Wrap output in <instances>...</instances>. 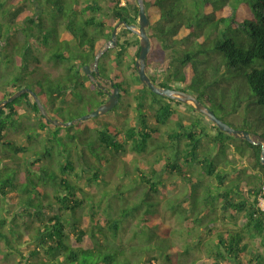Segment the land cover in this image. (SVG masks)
Returning <instances> with one entry per match:
<instances>
[{"label": "trees", "instance_id": "obj_1", "mask_svg": "<svg viewBox=\"0 0 264 264\" xmlns=\"http://www.w3.org/2000/svg\"><path fill=\"white\" fill-rule=\"evenodd\" d=\"M143 1L152 42L147 72L155 84L195 94L218 118L264 145V0ZM30 2L32 10H12L0 0V45L4 46L0 63L8 68H0V103L34 77L44 84L35 92L53 119H60L53 110H62L77 97L103 105L106 95L88 80L83 68L95 63L119 23L138 25L137 0ZM60 25L66 27L65 39L59 36ZM157 44L166 54L161 64L151 58ZM44 53L63 69L59 77L43 75ZM139 55V38L122 29L116 46L99 60L101 77L113 81L123 99L137 92V113L127 121L129 126L103 122L86 139L74 138L43 117L29 94L0 112V243L8 249L4 253L0 248V261L19 254L28 262L39 258L37 264H164L163 259L165 264H181L175 260L179 253L186 256L191 250L171 245L168 230L159 237L149 229L152 207L145 205L153 206L149 193H160L164 182L154 178L161 174L162 179L180 178L188 186L179 202L188 212L180 216L185 225L210 226V234L218 240L207 244L211 258L200 264H264V210L259 206L264 187L262 146L234 139L191 106L152 93L140 81ZM182 107L193 116L179 118ZM150 120L156 124L152 126ZM171 120L176 127L162 133L160 127H168ZM10 132L24 135L26 144L9 139ZM71 144L89 171L81 172L93 174L88 177L91 183L100 180L104 167L117 161L129 144L141 154L152 145L157 152L152 165L148 161L136 165L143 200L119 216L102 210L90 196L89 205L87 194L71 179L74 174L81 179L75 161L63 156ZM230 152L248 165L235 167L228 160ZM230 165L232 172L226 169ZM88 208L90 214L84 217ZM169 208L179 214L175 207ZM130 217L140 221L136 245L117 242L122 224ZM226 220L233 226L222 231L218 224ZM26 233L37 243L28 258L15 245Z\"/></svg>", "mask_w": 264, "mask_h": 264}, {"label": "rangeland", "instance_id": "obj_2", "mask_svg": "<svg viewBox=\"0 0 264 264\" xmlns=\"http://www.w3.org/2000/svg\"><path fill=\"white\" fill-rule=\"evenodd\" d=\"M54 1L56 2L57 0ZM5 5L6 8L8 7L12 10L20 7H25L31 10L33 9V7H31L32 3L30 2V0H5ZM123 5H125V2H123ZM52 10H50V15L52 16L56 15ZM59 33L61 39L67 38L68 33L64 25L59 26ZM0 47H1L0 54H2L4 46L0 45ZM137 51H138V46L134 48V53H137ZM45 54L46 57H44L42 61L43 71L53 76L58 75L59 71L54 70L52 63L48 61L50 59V54L44 53V55ZM151 58L157 64H161L162 60L166 58V54L162 51L160 45L158 44L155 45L154 53L152 54ZM102 63L103 60L101 61V64ZM0 68H2V71H7L8 69L5 66H3L2 63H0ZM40 84H42V86L44 85L43 83L38 82L37 79H34L33 77L25 82L23 89H30L35 92V89L39 87ZM136 86L137 84H135V87ZM136 95L137 92H135L131 97H128V99H124L123 107L119 108L116 112L111 111L104 116L93 118L90 120H81V119L91 114L93 111L97 110L99 107L98 103L93 100H85V99L84 101H81L82 99L80 100L79 97L75 98V95L73 96L75 99L69 105L64 106L63 108H61L62 110L58 112H56V110H53L52 113L53 116L57 115L58 117H60L59 119L60 121L64 120L62 121L64 123H71V122L75 123L73 126H69L68 128H62L58 126L59 128L65 131L68 130L70 135H72L74 138L80 137L82 139H86V137L89 136L90 134L89 132L92 131L93 133L96 132L97 125L99 124L101 125V123L103 122L111 123L119 127L129 126V124L126 125L127 121H129L132 117L136 116L137 113L136 111L137 99L135 97ZM130 105L133 106V108H131L129 111H125L127 106ZM179 113H180L179 118H185L184 120H187L188 118L193 116V112L186 107L179 108ZM35 115L38 117L37 114H33V117H36ZM150 122L152 126L156 124L151 120ZM175 127H176V122L172 121L168 127H160V129L162 133H165L170 128L174 129ZM9 139H12L23 145L26 144L25 136L19 133L10 132ZM56 145L59 146V143H57ZM74 146L75 145H72V147ZM150 147L151 148L148 149L147 153L141 154L134 151L132 149V145L129 144L128 146H126V151L122 152L117 156V161L113 162L112 164H108L104 167L105 168L104 174L101 176L100 180L98 182H92V183L88 181V177L90 175L93 178V174H88V173L83 174L81 172V169H85L87 172L89 171L86 166L82 165V162H80V159L77 157L78 152L75 150L73 154L74 155L73 160L75 161V167L77 173L81 175V179L75 174L72 175L71 179L75 183H78L80 185V187L87 194V197L90 196L92 200L96 202L97 205L100 204L102 206V210L104 211L108 210L114 213L115 216L116 213H118L119 216L122 210L129 209L131 208V205H133V203L141 202L143 200L142 191L140 187H138L137 181H139L140 179L136 165H138L140 162L145 163L146 161H148L147 162L148 165H152V161H154L153 158L155 157L157 152L152 151V147H153L152 145ZM39 149L40 147H38V150ZM151 151L152 153H149ZM54 155L56 158L57 152H55ZM104 160L106 162L107 159ZM228 160L231 161L235 167L241 166L245 168V165H248V163L245 160L243 161L236 158L233 152L229 153ZM90 163L93 164V161L90 160ZM234 166L231 165L227 166L226 169L232 172ZM57 170L59 171L58 168ZM127 173H131L132 175L131 178L125 177ZM143 173L145 174V176H148L147 174L148 172L143 171ZM199 175L203 176L202 173H200ZM50 177L51 178L55 177L52 172L50 174ZM149 177L151 176L149 175ZM162 178L163 177L161 174H159L154 178V181L163 180L164 182V184L161 185L160 193L159 194L149 193L148 199L153 206L145 205L146 208L152 207L151 209L152 214L150 218L152 220L151 224L152 223L153 224L149 228L150 231L155 229L157 235L159 237H162L163 234L168 230L170 237L169 240L171 245H173L175 248H179L182 251L187 249L191 250L190 254L186 256H184L182 253H179L178 258L175 259L179 263L181 264H200L202 262L208 263L211 257L207 251L208 250L207 244L209 245V243L210 244L217 243L218 240L216 239V236L210 234V226L200 225L191 229L185 225L184 221L181 220L180 216L186 215L188 212L185 205L180 203H181V199H184L185 195L189 192L188 186L180 178H176V177L166 178V179H162ZM206 181L210 182L209 179H207ZM124 185L129 187V190L127 188L124 189L123 188ZM87 200L90 205L91 204L90 198L88 197ZM168 205L169 207L170 205L172 207H175V209L178 210L180 215L175 213L171 208L168 207ZM260 207L264 209V199H262V202H260ZM143 213L144 212L142 211V213H139L136 216L140 218L143 215ZM89 214H90L89 208L86 211L82 212V215L84 217L89 216ZM139 222L140 221L137 218H133V217H130L128 221L126 220L122 224V228L118 235L117 242L125 245H136L138 242V238L135 237V233L136 231H140L138 226ZM225 223L226 225L222 226ZM225 223L218 224L220 225L219 227L220 230L224 231L227 228H232L233 225L230 224L227 220L225 221ZM146 230L148 229L146 228ZM29 235L30 234L28 233L23 234L20 243L18 242V244H15L19 246L21 253L24 255V257L27 258L29 257L28 256L29 252L37 248V243L32 242V240L30 241ZM160 244L163 248L164 243L161 242ZM0 248L4 253H7L8 249L4 243H0ZM155 253L154 255L157 256L158 252ZM135 257H137V255H135ZM39 260H40L39 258H33L28 262L26 260H23L22 256L18 254L11 256V258H9L8 260L0 261V264H18V263L37 264ZM153 263L156 264V262ZM163 263L164 264L166 263L164 259H163Z\"/></svg>", "mask_w": 264, "mask_h": 264}, {"label": "water", "instance_id": "obj_3", "mask_svg": "<svg viewBox=\"0 0 264 264\" xmlns=\"http://www.w3.org/2000/svg\"><path fill=\"white\" fill-rule=\"evenodd\" d=\"M137 2L140 8L138 25H129L126 22H121L116 26L112 34V39L105 46V48H103L99 52V54L97 55L95 59L96 73L98 74L99 72L98 64H99L100 58L109 49L116 46L117 37H118L119 32L122 29H127L131 31L133 34H135L139 38V41H140V55H139L138 60L136 61V68H137L141 83L145 87L150 89L152 93H154L155 95L159 97L167 98L169 100L177 101L184 105L191 106L196 112H198L199 114L204 116L207 120H209L212 124H214L217 129H219L223 133L228 134L234 139L245 140L254 145H261L262 146V163L264 164V145L261 142H256L250 133L243 131V130L236 129L228 125L222 119L218 118L216 114L213 112V110H211L207 105L202 103L195 94L187 92V91L168 89L165 87L157 86L155 82L151 79V77L147 73L148 56L152 50V42L148 35V29L150 27V20L148 19V16L145 10L144 1L137 0ZM85 71L87 75L90 76V68L85 67ZM93 81L96 84H98V81L96 79H93ZM100 87L103 91L106 92V94L109 95V100L103 105L99 106L97 110L93 111L91 114L85 116L81 120H90L93 118L104 116L108 114L109 112H111L112 110H114L116 106L118 105L120 98H121L119 87H115L114 92L112 94H109V92L105 90L103 86H100ZM25 94H29L33 98L38 109L40 110L41 115L45 117L51 124L62 127V128H68L69 126H73L75 124L74 122L64 123L60 121L59 119H53L48 113L45 106L43 105L39 96L36 94V92L30 89H22L16 92L13 96L9 97L8 99L3 100L0 103V112L4 110L8 104L13 103L20 97L24 96Z\"/></svg>", "mask_w": 264, "mask_h": 264}, {"label": "flooded vegetation", "instance_id": "obj_4", "mask_svg": "<svg viewBox=\"0 0 264 264\" xmlns=\"http://www.w3.org/2000/svg\"><path fill=\"white\" fill-rule=\"evenodd\" d=\"M52 65H53V69L54 70H58L59 71V74L58 75H56V76H53V75H51V74H49V73H45L43 70H42V73H43V75H49L50 77H52V78H57V77H59L61 74H62V72H63V69H58V68H56L55 66H54V64L52 63ZM85 67H89L90 68V76H88L87 75V73H86V71H85ZM43 69V68H42ZM84 73H85V76L88 78V80L96 87V89H98L100 92H103L105 95H106V102L109 100V95L108 94H106V92L105 91H103L102 89H101V87L100 86H103L104 88H105V90H107L108 92H109V94H112L113 92H114V88L115 87H118V86H116L115 85V83L113 82V81H109L108 79H105V78H102L101 77V75H100V71L98 72V74L96 73V67H95V63L93 64V65H86V66H84ZM98 70H99V64H98ZM93 72H95L96 73V75H97V77H95L94 75H93ZM148 73V72H147ZM93 79H96L97 81H98V84H96L94 81H93ZM90 84V83H89ZM113 85V86H112ZM107 86V87H106ZM120 89V88H119ZM121 94V93H120ZM129 97V96H128ZM125 99V98H124ZM123 98H122V95H121V98H120V101H119V103H118V105L117 106H119L120 105V103L122 102V103H124L123 102V100H124ZM127 99V98H126ZM105 102V103H106ZM116 106V107H117ZM47 111H48V109H47ZM113 111V110H112ZM114 112H116V111H114ZM48 113H49V111H48ZM50 114V113H49ZM51 116V115H50ZM119 127V126H118ZM69 148H71V150H69L67 153H65L64 152V154H63V156H64V158H66V159H70V160H73V154H74V152H75V147H72L71 145H69ZM77 152H79L78 150H77ZM121 154V153H120ZM109 155H110V153H109ZM118 156V155H117ZM74 161V160H73ZM113 162H115L114 160H113ZM19 208H20V206H18Z\"/></svg>", "mask_w": 264, "mask_h": 264}, {"label": "built area", "instance_id": "obj_5", "mask_svg": "<svg viewBox=\"0 0 264 264\" xmlns=\"http://www.w3.org/2000/svg\"><path fill=\"white\" fill-rule=\"evenodd\" d=\"M263 195H264V187H263ZM263 195L259 199V206H260V202H262V199H264V196ZM262 210H264V209H262Z\"/></svg>", "mask_w": 264, "mask_h": 264}]
</instances>
